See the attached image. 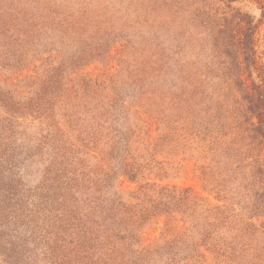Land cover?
<instances>
[{
    "label": "rangeland",
    "instance_id": "rangeland-1",
    "mask_svg": "<svg viewBox=\"0 0 264 264\" xmlns=\"http://www.w3.org/2000/svg\"><path fill=\"white\" fill-rule=\"evenodd\" d=\"M210 2L199 0L193 20L200 26L205 10L233 21L259 56L245 75L264 83V3ZM162 13L149 0H0V264H102L97 245L110 229L98 204L113 190L129 206L163 186L236 211L249 201L238 183L219 201L205 178L198 106L180 79L203 53L194 39L175 47ZM140 222L144 244L170 236L164 218Z\"/></svg>",
    "mask_w": 264,
    "mask_h": 264
},
{
    "label": "trees",
    "instance_id": "trees-1",
    "mask_svg": "<svg viewBox=\"0 0 264 264\" xmlns=\"http://www.w3.org/2000/svg\"><path fill=\"white\" fill-rule=\"evenodd\" d=\"M149 1L161 7V27L178 42L175 47L182 39H194L203 53H196L197 61L181 69L179 76L202 113L196 117L198 135L204 134V150L210 157V164L202 167L205 178L219 201L227 200L226 188L233 183L244 185L249 201L236 211L230 204L209 202L191 188L163 186L143 189L139 196L144 201L129 206L113 190L98 204L99 224H105L110 234L106 245H97L103 249L97 258L102 264H264V221L260 226L252 222L264 217V83L244 71L260 68L257 50L236 37L233 21L220 19L222 23L204 10V22L198 26L193 19L199 16V0ZM188 24L200 28V39L192 31H181ZM248 29L255 34V28ZM57 97L69 107L80 102L77 96ZM113 174L104 173V186ZM150 217L164 218L170 236L144 244L139 225Z\"/></svg>",
    "mask_w": 264,
    "mask_h": 264
}]
</instances>
